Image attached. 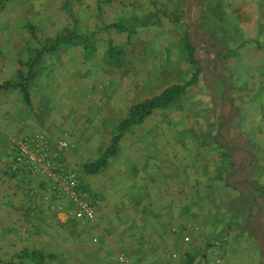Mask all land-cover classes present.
<instances>
[{
	"label": "rangeland",
	"instance_id": "obj_1",
	"mask_svg": "<svg viewBox=\"0 0 264 264\" xmlns=\"http://www.w3.org/2000/svg\"><path fill=\"white\" fill-rule=\"evenodd\" d=\"M187 36L198 81L87 174L132 106L191 80ZM27 76L29 105L18 88L0 95V139L13 153L18 130L37 125L67 141L63 160L95 218L49 191L33 200L23 185L25 206L22 195L9 211L0 207V264H36L31 254L46 264L93 263L96 255H85L92 245L73 232L98 225L103 191L140 195L147 209L151 181L176 184L179 170L192 205L170 228L180 246L145 264H264V0H0V83ZM43 231L52 236L40 239ZM109 258L131 260L123 251Z\"/></svg>",
	"mask_w": 264,
	"mask_h": 264
},
{
	"label": "crops",
	"instance_id": "obj_2",
	"mask_svg": "<svg viewBox=\"0 0 264 264\" xmlns=\"http://www.w3.org/2000/svg\"><path fill=\"white\" fill-rule=\"evenodd\" d=\"M21 134L19 138H25L36 132H43L39 126H31L18 130ZM44 133V132H43ZM46 134L52 141L57 140L58 135ZM0 139V207H6L9 211L14 207L18 198L22 196L25 206L26 196L21 195V191L25 188L22 182L9 169L12 162L13 153L10 150V145ZM170 173V172H168ZM179 179L176 184H170L168 180H156L152 183V207L144 208V204L137 205L140 195L130 193L128 191L119 190V187H114L112 197L108 196L106 191L100 197L99 205L96 209L97 217L99 218L98 225L79 230L75 228L74 236H81L84 245L90 243L93 236L98 239L97 246H90L86 249L85 255H96V260L89 263L86 258V264H112L109 256H112L115 251H123L131 256L130 264H141L144 262H152V256L162 258L166 257L167 250L178 249L180 244H177L175 237L171 234V225L180 226L187 221L185 212L192 205H188L183 192L186 190L183 172L179 170ZM24 187V188H23ZM106 192V193H105ZM24 193V192H23ZM125 196V197H124ZM28 200V199H27ZM15 204V205H14ZM13 205V206H12ZM143 208L145 210H143ZM30 218V217H28ZM31 220V218H30ZM151 224L152 231L148 236L142 235L146 225ZM63 231L58 234L63 235ZM138 233L141 234L139 237ZM52 233L46 231L40 232V239L50 238ZM177 238V237H176ZM81 239L77 241H81ZM178 239V238H177ZM142 243L144 245H142Z\"/></svg>",
	"mask_w": 264,
	"mask_h": 264
},
{
	"label": "built area",
	"instance_id": "obj_3",
	"mask_svg": "<svg viewBox=\"0 0 264 264\" xmlns=\"http://www.w3.org/2000/svg\"><path fill=\"white\" fill-rule=\"evenodd\" d=\"M12 149L9 169L25 181L24 186L33 200H41V192L49 191L57 201L69 203L86 220H94L92 203L81 190L77 173L63 160L68 149L67 141H52L43 133L36 132L13 142Z\"/></svg>",
	"mask_w": 264,
	"mask_h": 264
},
{
	"label": "trees",
	"instance_id": "obj_4",
	"mask_svg": "<svg viewBox=\"0 0 264 264\" xmlns=\"http://www.w3.org/2000/svg\"><path fill=\"white\" fill-rule=\"evenodd\" d=\"M113 27L117 29H121L123 25L116 24V25H113ZM186 50L188 52L190 59L192 60V63L196 64L197 66L191 80L185 85L172 86L166 89L159 96H156L154 98H151L142 103L132 106L128 111L127 117L123 119L122 121H120L119 125L117 126V132L111 138L110 144L108 148L105 150V152L103 153L102 157L96 162L91 163L90 165H87L85 167V172L87 174H96L102 168L107 166L109 159L117 155L119 143L121 142L122 138L127 134V132L130 129H132L134 126L141 125L144 122V120L150 117L156 110L164 109L168 107L170 104H172L178 97H180L185 92L187 86L193 85L198 81L201 69L198 65V62L195 61L194 59L195 58L194 57L195 47L192 43L190 36H187ZM44 53H45L44 51L39 52L35 61L31 62L29 66L30 76L33 71V67L36 65L35 62H39L42 59ZM30 76L22 78V81H20L19 83H15V84L11 82L0 83V95L13 88H18L20 90V93L22 94L24 102L29 105L30 104V94L28 90V83H29ZM256 190H258L257 187H256ZM28 258L31 260V262L34 261V263L36 264H46L44 263V260L42 256L40 255L31 254L28 256Z\"/></svg>",
	"mask_w": 264,
	"mask_h": 264
}]
</instances>
